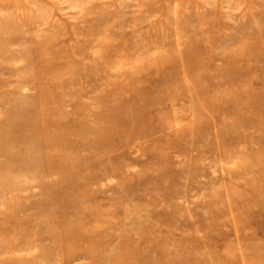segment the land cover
<instances>
[{
    "label": "rangeland",
    "instance_id": "1",
    "mask_svg": "<svg viewBox=\"0 0 264 264\" xmlns=\"http://www.w3.org/2000/svg\"><path fill=\"white\" fill-rule=\"evenodd\" d=\"M0 264H264V0H0Z\"/></svg>",
    "mask_w": 264,
    "mask_h": 264
},
{
    "label": "bare ground",
    "instance_id": "2",
    "mask_svg": "<svg viewBox=\"0 0 264 264\" xmlns=\"http://www.w3.org/2000/svg\"><path fill=\"white\" fill-rule=\"evenodd\" d=\"M257 167H259V166H257Z\"/></svg>",
    "mask_w": 264,
    "mask_h": 264
}]
</instances>
